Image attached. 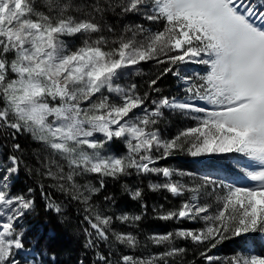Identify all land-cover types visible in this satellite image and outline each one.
<instances>
[{
	"label": "snow or ice",
	"instance_id": "obj_1",
	"mask_svg": "<svg viewBox=\"0 0 264 264\" xmlns=\"http://www.w3.org/2000/svg\"><path fill=\"white\" fill-rule=\"evenodd\" d=\"M143 63L161 71L141 93L124 78L141 75ZM189 65L202 70L189 72ZM167 75L176 78L182 95L163 93L158 84ZM169 116L195 126L166 137L160 124ZM22 136L39 147L26 153ZM116 143L123 154L113 150ZM0 150H6L0 153V264L55 260L18 258L30 250L22 221L38 214L32 187L13 191L22 168L51 181L40 184L43 211L54 213L66 230L68 206H78L86 225L83 247L95 250L93 264H113L115 253L101 247L139 245L113 223L134 226L142 215H107L93 204L109 179L133 173L162 177L149 188L183 198L159 219L201 221L204 227L152 234L148 240L165 251L147 259L123 254L117 264H169V257L187 250L178 241L207 244L200 255L214 264L220 258L207 252L222 241L264 237V0H0ZM177 153L238 154L249 162L242 171L252 184L208 175L197 180L158 166ZM46 188L67 202H57ZM122 188L133 200L142 198L140 188ZM225 264H264V248L236 252Z\"/></svg>",
	"mask_w": 264,
	"mask_h": 264
},
{
	"label": "trees",
	"instance_id": "obj_2",
	"mask_svg": "<svg viewBox=\"0 0 264 264\" xmlns=\"http://www.w3.org/2000/svg\"><path fill=\"white\" fill-rule=\"evenodd\" d=\"M143 71H146L142 77H138L136 83L140 88L147 89L146 82L150 79L155 78L161 69L153 63H143ZM149 71V73H148ZM158 86L161 89L166 88L167 92L165 95H174V83L172 81L171 75L163 77ZM148 90V89H147ZM164 93V91H163ZM19 143L25 148L26 153H31L34 149L38 148V145L33 144L30 138L20 137ZM6 152V150H2ZM30 163L34 164L35 161L32 160L31 156H26ZM43 183L47 186L51 181L46 179H41L38 176H27L23 168L21 169L19 177L15 181V186L13 191H26L28 187L34 189V197L36 201V209L38 214H34L33 220L36 222L35 227L38 228L40 233L34 234L31 229V225H28L29 230L28 234L30 238L34 241V246L38 252L45 253L46 255L53 256L55 255V260L52 264H78L79 261L83 260L84 264H93L95 260L94 249H85L83 247L86 237L83 235L81 229L86 225L80 222V215L78 213V206L75 203L68 206L67 215L71 218V223L67 226L68 230L65 229L60 223H58V218L54 213H45L43 211L44 200L40 195V184ZM151 184L148 175L146 176H135V173L131 176L122 177L117 181L109 179L107 181L106 187L99 193L93 200V204L96 207H100L104 210H122L130 211L135 209L138 211L137 215H142V219L137 222L134 226L127 224H121L119 229L120 232H131L137 237L139 245L136 249H130L123 246L114 245L112 249L101 247L100 252L107 254L109 251H113L115 254L110 257L113 264H117L118 258L120 255L132 253L135 257H142L144 251L150 250L154 252H163L165 247H160V250L156 249L155 245L146 246L145 238L148 239V235L151 234V231H175L180 228L190 229L196 227L199 224H188L186 220L181 222L179 220H161L158 218V211L176 209L180 206L183 201L182 197H173L170 193L164 191H152L149 188ZM122 185H134L135 189L140 188L142 190V198L133 200L128 192L124 191ZM55 197L57 202L66 203V197L61 195L59 192H56L51 189H47ZM105 196H112L113 201L106 202L104 200ZM145 205V208H142L141 205ZM163 206V207H161ZM156 209L157 211H154ZM159 209V210H158ZM113 228L116 229V221L113 223ZM37 231V229H36ZM70 231H75L77 236L74 238L70 235ZM236 238H234L235 240ZM39 241V244L36 241ZM226 243L222 242L220 249L226 247ZM184 242H179L178 246L186 248V252L182 255L175 257H169V264H204V259L201 257L200 253L205 251L207 244L205 245H191L190 247ZM149 248V249H148ZM214 252V248H212ZM84 254L83 257H79V254ZM220 252V250H218ZM139 253L141 255L139 256ZM208 254V252H207ZM214 255V254H212Z\"/></svg>",
	"mask_w": 264,
	"mask_h": 264
},
{
	"label": "rangeland",
	"instance_id": "obj_3",
	"mask_svg": "<svg viewBox=\"0 0 264 264\" xmlns=\"http://www.w3.org/2000/svg\"><path fill=\"white\" fill-rule=\"evenodd\" d=\"M256 1V0H254ZM130 22V21H127ZM154 65V63H153ZM140 69H141V75H132V76H125V82H135L138 77H142L143 74L146 73V71H143L142 69V65H140ZM202 70V66H198V65H189L187 67V71L189 72H200ZM149 73V71H148ZM172 81L174 83V95H177L178 93L180 95H182V93L179 91L180 88L182 87L176 80V78L172 77ZM140 92L143 93L145 91L144 88H139ZM164 91V94H166L167 89L164 88L162 89ZM147 91V89H146ZM153 98H155V94H153ZM202 105V102H200ZM189 126H195V122L190 120V119H184L178 116H169L168 120L164 123L160 124V128L163 130V134L166 137L172 136L174 134H176L177 131H179L182 128H186ZM39 147V146H38ZM113 150L117 153V154H123V152L125 151L124 147L122 144L120 143H116L113 145ZM3 151L0 150V153H2ZM248 161L246 159H244L243 157L239 156L238 154H219V155H212V156H208V157H199V158H193L190 157L186 154H182V153H177L174 156H171L169 158H167V160L165 161H160L158 162V166L160 167H169L172 169H176L178 171H183V172H189V173H193L194 177L198 180L199 177L204 176V175H208L210 177H212L215 180H223L226 183H236L238 185L241 186H251L252 182L249 181L243 174L242 169L244 167H247L248 165ZM137 176V175H135ZM148 178L151 182V184H157L162 182V177H157L155 175H148ZM174 179H181L182 182H188L190 181L189 177H174ZM81 183H83V180L80 181ZM95 183V181H93ZM128 189L130 191H135V187L134 185H129L127 186ZM166 191H164L165 193ZM98 209H101L102 211H104L107 215H112V216H119L122 214H129V215H137L138 211L135 209L128 211H122V210H104L100 207H97ZM159 210V209H158ZM169 211V210H168ZM161 212H165L164 210L162 211H158V213ZM33 216H29L27 217L24 221H22V223L24 224L25 228L27 230H29L28 225H31L33 228L31 229V231L34 234L40 233L41 231L38 230L36 225V222L33 220ZM186 223L188 224H194L195 221H191V220H186ZM196 223H198L199 225L196 227H192L190 229H199L204 227L203 222L201 221H196ZM121 223L119 221H116V231H119ZM127 226H129V224H127ZM37 229V231H36ZM180 229H184V228H180ZM120 232V231H119ZM167 232H172V231H166V232H160V231H151V234H164ZM148 235V237L150 236ZM226 243V247L224 249H220L219 246H221L222 242ZM179 242H184V244L186 243L188 246L190 247L192 245V243L190 241H178L177 244H179ZM220 244H218L214 250H216V252H214L213 250L208 251V255L211 256H215V257H219L220 260L217 262H214V264H225V261L228 257H231L232 255H234L236 252L242 251L244 249L247 248H255L257 251L261 250L262 248H264V237H261L259 234H252V235H245V236H241V237H237L235 240L234 238L232 239H228V240H224L222 241ZM145 244L143 245L144 247L146 246H151L152 243L145 238ZM156 246V245H155ZM27 247L30 249L29 251L26 252H22L19 255V259L21 260H31L33 258L36 259L37 262L43 260L45 262L51 260L52 256L46 255L45 253H40L38 252V250L36 249V247L34 246V241L30 238L29 234L27 236ZM160 247H164V246H156L157 250H160ZM208 248V245L207 247ZM149 249V248H148ZM212 249V248H211ZM166 250V249H165ZM218 250H220V252H218ZM82 252V251H81ZM160 253V252H159ZM157 252L154 251H144L142 257L140 258H144L147 259L148 257L154 255V254H159ZM214 254V255H212ZM130 255H132V253H130ZM141 255V253H139V256ZM84 254L83 252L79 254V257H83ZM204 264H207V262L204 260L203 261Z\"/></svg>",
	"mask_w": 264,
	"mask_h": 264
}]
</instances>
